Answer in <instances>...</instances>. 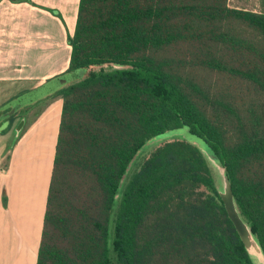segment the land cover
I'll list each match as a JSON object with an SVG mask.
<instances>
[{
	"label": "trees",
	"instance_id": "16d2710c",
	"mask_svg": "<svg viewBox=\"0 0 264 264\" xmlns=\"http://www.w3.org/2000/svg\"><path fill=\"white\" fill-rule=\"evenodd\" d=\"M67 42L60 76L73 81L53 95L62 108L36 264H253L202 146L264 254V12L80 0ZM195 69L237 87L210 95Z\"/></svg>",
	"mask_w": 264,
	"mask_h": 264
},
{
	"label": "crops",
	"instance_id": "0c3cea01",
	"mask_svg": "<svg viewBox=\"0 0 264 264\" xmlns=\"http://www.w3.org/2000/svg\"><path fill=\"white\" fill-rule=\"evenodd\" d=\"M79 1L0 0V116L20 96L31 99L22 116L0 122V264L37 261L62 108V99L53 95L71 52L67 42L69 54L61 69L60 26L66 39L73 35ZM228 6L264 12V0H228ZM18 82L25 85L12 93ZM44 104L40 112L33 111ZM22 117L25 124L15 139Z\"/></svg>",
	"mask_w": 264,
	"mask_h": 264
},
{
	"label": "rangeland",
	"instance_id": "374dc122",
	"mask_svg": "<svg viewBox=\"0 0 264 264\" xmlns=\"http://www.w3.org/2000/svg\"><path fill=\"white\" fill-rule=\"evenodd\" d=\"M44 26L46 27V23L44 24ZM60 29H61V31H60V36H59V59H60L61 69H62L63 63L65 62V60H66V58H67V56L69 54V48H68L67 39L65 37V33H64L63 29H62V26H60ZM15 67L18 68L19 66H15ZM194 71H195L196 75L200 77L199 79H195L196 82H198V84L201 86L202 89L208 90L210 95L212 93H214V95L218 94V93H222L223 95H225V92L227 93V90H229V89L232 90L236 86L234 84L233 80L231 81L229 78H227L225 75H223L221 73L210 72V71H206V70H203V69H195ZM12 74H13V76H15V71ZM0 75L3 76L4 73H0ZM59 80H60L61 87L66 86L68 83H70V81H73V79L71 80L68 75H64ZM13 84H15V83H13ZM24 85H25V83L18 82L16 84V86L15 85L13 86L12 93L20 90L21 88H23L22 86H24ZM17 86H18V88H16ZM233 91H235V90H233ZM45 107H46V105L44 104L43 107L42 106H38L37 109H35L33 111L34 112H37V111L40 112ZM175 133L178 134V135H183L185 132L184 131H178V132H175ZM20 135H21V133H20ZM15 139H17V138L15 137ZM185 139L187 141L193 143V144L194 143L197 144L199 147L201 146L197 142L196 138H194L192 136H186V134H185ZM166 140H164V141H166ZM146 148L147 147H145L142 150V152L136 157L134 163L138 162V161L142 162L146 157L149 156V153L151 152V150H149L145 154H143V152L145 151ZM150 148L151 147H149L148 149H150ZM209 165H210V169L212 171V175H213V177L215 179L217 188H218V190L222 191L223 190V184H222V178H221L220 171L221 172H223V171H222L221 168L217 169L213 165L212 162H209ZM133 170H134V167H132L131 171H133ZM251 257H252L253 264H264V257L256 249H252L251 250Z\"/></svg>",
	"mask_w": 264,
	"mask_h": 264
},
{
	"label": "water",
	"instance_id": "95a60500",
	"mask_svg": "<svg viewBox=\"0 0 264 264\" xmlns=\"http://www.w3.org/2000/svg\"><path fill=\"white\" fill-rule=\"evenodd\" d=\"M83 73L84 72L81 71L79 73V77H82ZM29 102H31L29 95H26V96L23 95V96H20L19 98L15 99V100H13L10 104L12 110L8 114L0 116V122L2 120H4L5 118L13 115L17 110H19L21 107H23L25 104H28ZM24 124H25V118L22 117L20 122L18 123V125L15 128L16 138L19 137V135H20V133L24 127ZM164 140H165V138H162V137H158V138H154V139L150 140L145 145V147H147V148L145 149L143 154H145L149 150L152 151L154 147L160 145L162 143V141L164 142ZM149 147H151V148L148 149ZM202 149L205 152L209 162H212L213 165L217 169H219L220 166L215 161V157L213 156L212 152L204 146H202ZM220 174H221V178H222L223 190L222 191L218 190L219 195L222 199L225 210H226L230 220L232 221L241 241L243 242V244H244L247 252L249 253L250 257H251V250L252 249H256L264 257L262 248H261L258 240L256 239L255 235L251 231L249 225L240 216V214L236 208V204H235L233 193H232V187H231V184H230V181H229L227 175H225L221 171H220ZM251 259H252V257H251Z\"/></svg>",
	"mask_w": 264,
	"mask_h": 264
},
{
	"label": "flooded vegetation",
	"instance_id": "af4514ba",
	"mask_svg": "<svg viewBox=\"0 0 264 264\" xmlns=\"http://www.w3.org/2000/svg\"><path fill=\"white\" fill-rule=\"evenodd\" d=\"M30 96V95H29ZM48 99V98H47ZM47 99H44V100H42V101H45V100H47ZM33 106V105H32ZM41 106V105H40ZM27 107H30V106H27ZM27 107H23V108H21V109H19V110H17L13 115H11V116H9V117H7V119H11V118H16L18 115H23L24 113H25V111L27 110L26 108ZM12 109H10V110H7V111H5L4 112V115H6V114H8L10 111H11ZM29 112V111H28ZM1 115V114H0Z\"/></svg>",
	"mask_w": 264,
	"mask_h": 264
},
{
	"label": "bare ground",
	"instance_id": "6f19581e",
	"mask_svg": "<svg viewBox=\"0 0 264 264\" xmlns=\"http://www.w3.org/2000/svg\"><path fill=\"white\" fill-rule=\"evenodd\" d=\"M57 108V107H56ZM56 108L54 110H56ZM26 217V216H25Z\"/></svg>",
	"mask_w": 264,
	"mask_h": 264
}]
</instances>
